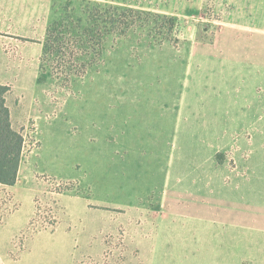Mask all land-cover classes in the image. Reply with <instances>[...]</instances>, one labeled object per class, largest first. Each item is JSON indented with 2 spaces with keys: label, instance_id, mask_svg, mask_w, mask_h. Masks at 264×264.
Returning a JSON list of instances; mask_svg holds the SVG:
<instances>
[{
  "label": "rangeland",
  "instance_id": "374dc122",
  "mask_svg": "<svg viewBox=\"0 0 264 264\" xmlns=\"http://www.w3.org/2000/svg\"><path fill=\"white\" fill-rule=\"evenodd\" d=\"M99 6L134 24L106 37L96 62L67 81L42 53L39 83L25 93L34 122L21 132V169L14 186L0 184V223L18 208L11 189L21 173L35 214L19 240L62 229L68 239L51 250L54 261L264 264V79L255 97L238 99L260 103L261 120L240 122L235 135L222 120L220 84L237 86V75L208 71L217 43L208 21L140 0H54L47 30L58 24L65 35Z\"/></svg>",
  "mask_w": 264,
  "mask_h": 264
},
{
  "label": "crops",
  "instance_id": "0c3cea01",
  "mask_svg": "<svg viewBox=\"0 0 264 264\" xmlns=\"http://www.w3.org/2000/svg\"><path fill=\"white\" fill-rule=\"evenodd\" d=\"M53 1L0 0V86L11 89L6 95V105L10 111L12 128L19 133L24 124L34 122L27 111L25 93H33L34 84L39 83L35 81H39V60ZM140 1L148 9H156L175 18H201L208 21L209 32L215 31L217 42L206 53L210 64L208 71L211 74L237 75L238 80L237 86H230L229 78H221L220 85L225 86L228 92V102L223 107L225 117H222L223 122L228 123L227 130L238 135L240 122L261 120L260 103L256 109L255 105L242 104L238 99L242 91H249V97H255V91L262 87L264 0ZM212 81L215 83L214 78ZM23 83L29 84L22 86ZM230 90H235L233 96L229 94ZM245 95H242L244 100ZM27 177L29 182V175ZM22 178L19 173L18 187L11 189L18 193L14 197L18 208L0 223V264H65V261L52 260L53 255H50L55 245L65 243V239H68L64 231L59 233L62 229L55 233L33 234L24 243L19 240L35 214V191L31 185L23 189ZM0 189L4 190L5 187L1 186ZM23 200L27 206L25 212L21 211Z\"/></svg>",
  "mask_w": 264,
  "mask_h": 264
},
{
  "label": "trees",
  "instance_id": "16d2710c",
  "mask_svg": "<svg viewBox=\"0 0 264 264\" xmlns=\"http://www.w3.org/2000/svg\"><path fill=\"white\" fill-rule=\"evenodd\" d=\"M119 12L117 7L99 6L86 15V20L70 21L69 25H65V35L59 30L58 24L48 28L43 62L51 60L53 63V58L60 66L54 70L65 75V81L71 76L86 73L102 53L105 38L125 35L134 24L128 18L123 19L126 16ZM130 13L134 14L135 11ZM155 17L161 19L160 15ZM165 20L174 24L172 18ZM62 62L65 64L63 71ZM10 90L8 86H0V184L14 186L22 160L23 137L22 133L12 128L10 111L6 105V95Z\"/></svg>",
  "mask_w": 264,
  "mask_h": 264
}]
</instances>
